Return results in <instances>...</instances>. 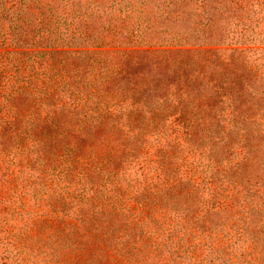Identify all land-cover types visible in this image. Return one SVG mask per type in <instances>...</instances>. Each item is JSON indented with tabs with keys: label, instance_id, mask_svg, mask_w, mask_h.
Listing matches in <instances>:
<instances>
[{
	"label": "trees",
	"instance_id": "16d2710c",
	"mask_svg": "<svg viewBox=\"0 0 264 264\" xmlns=\"http://www.w3.org/2000/svg\"><path fill=\"white\" fill-rule=\"evenodd\" d=\"M0 264H264V0H0Z\"/></svg>",
	"mask_w": 264,
	"mask_h": 264
},
{
	"label": "rangeland",
	"instance_id": "374dc122",
	"mask_svg": "<svg viewBox=\"0 0 264 264\" xmlns=\"http://www.w3.org/2000/svg\"><path fill=\"white\" fill-rule=\"evenodd\" d=\"M147 68L146 69H149L150 68V66H146ZM153 143H154V141H153Z\"/></svg>",
	"mask_w": 264,
	"mask_h": 264
}]
</instances>
